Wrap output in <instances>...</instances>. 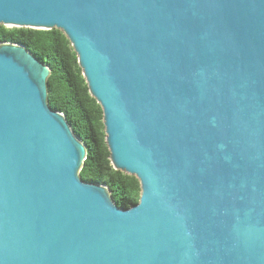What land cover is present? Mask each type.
Instances as JSON below:
<instances>
[{"label": "water", "instance_id": "water-1", "mask_svg": "<svg viewBox=\"0 0 264 264\" xmlns=\"http://www.w3.org/2000/svg\"><path fill=\"white\" fill-rule=\"evenodd\" d=\"M0 24L61 30L140 187L80 178L49 67L0 42V264H264V0H0Z\"/></svg>", "mask_w": 264, "mask_h": 264}, {"label": "trees", "instance_id": "trees-1", "mask_svg": "<svg viewBox=\"0 0 264 264\" xmlns=\"http://www.w3.org/2000/svg\"><path fill=\"white\" fill-rule=\"evenodd\" d=\"M0 42L25 46L49 67L47 103L64 114L71 130L86 148L80 178L106 185L113 201L121 208L135 204L140 193L139 182L135 176L112 167L104 140L101 107L88 92L76 54L66 36L56 28L44 30L0 25Z\"/></svg>", "mask_w": 264, "mask_h": 264}, {"label": "rangeland", "instance_id": "rangeland-1", "mask_svg": "<svg viewBox=\"0 0 264 264\" xmlns=\"http://www.w3.org/2000/svg\"><path fill=\"white\" fill-rule=\"evenodd\" d=\"M1 25V24H0Z\"/></svg>", "mask_w": 264, "mask_h": 264}]
</instances>
